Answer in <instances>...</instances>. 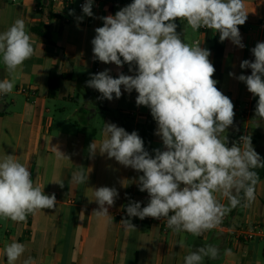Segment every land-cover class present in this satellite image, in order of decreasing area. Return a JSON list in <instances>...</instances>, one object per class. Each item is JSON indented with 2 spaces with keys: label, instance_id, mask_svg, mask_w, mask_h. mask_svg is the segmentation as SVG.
<instances>
[{
  "label": "crops",
  "instance_id": "crops-1",
  "mask_svg": "<svg viewBox=\"0 0 264 264\" xmlns=\"http://www.w3.org/2000/svg\"><path fill=\"white\" fill-rule=\"evenodd\" d=\"M247 20L238 26L243 49L230 40L225 41L221 73L214 74L216 87L234 104V126L226 133L229 146L239 143L243 135L251 137L252 145L260 156L264 155V120L255 116L258 97L248 92L246 85L236 76L244 74L240 63L245 60L257 42H264V0H243ZM126 5L117 0H106L105 8L94 10L88 17L73 6L66 7L57 0H0V32L17 18L23 19L35 42V54L13 74L15 87L0 100V158L13 155L30 168L36 186L47 195L55 194L57 204L30 214L26 222H13L0 217V264H7L4 247L13 240L26 245V252L15 264L31 256L36 264H184V257L199 247L214 245L220 256L204 264H264V240L246 242L236 237V231L253 223L264 224V178L256 185L255 201L249 207H237L226 215V229H213L201 236L187 232L164 230L159 222L142 221L138 217L121 218L129 200L148 203L147 192L139 191L137 180L142 173L120 165L107 155L96 153L89 157L88 148L94 140L103 137L104 122L115 123L126 131H137V126L149 122L148 109L136 105L137 93L123 92L119 99H98L100 93L87 87L91 74L110 69V75L119 72L133 75L125 64H104L93 60L91 40L95 28L103 26L100 17L114 15ZM74 10V15L69 12ZM83 16V20L77 17ZM177 31L186 43L210 50L212 41L199 30L194 31L186 21L177 19ZM212 34L216 31L210 29ZM11 78L0 60V80ZM55 80L56 86H50ZM23 90L29 93L24 94ZM153 149L163 150L162 140L154 133ZM138 132V131H137ZM54 147L69 159H58ZM88 174L87 184H77L73 173ZM53 181H63L64 187ZM115 187L119 197L109 207L108 217H97L99 205L94 189ZM217 198L227 204L225 199ZM90 199V200H89ZM122 219H131L135 229H125ZM183 238L184 247L178 245ZM225 249L233 256L226 257Z\"/></svg>",
  "mask_w": 264,
  "mask_h": 264
},
{
  "label": "clouds",
  "instance_id": "clouds-1",
  "mask_svg": "<svg viewBox=\"0 0 264 264\" xmlns=\"http://www.w3.org/2000/svg\"><path fill=\"white\" fill-rule=\"evenodd\" d=\"M92 7L93 0H85L83 14L93 17ZM69 14L74 15V10ZM247 14L243 0H132L114 15L100 17L103 26L95 28L91 40L93 60L118 68L127 64L134 74L119 72L114 78L110 69H105L91 74L86 85L101 94L98 99L109 101L135 90L136 105L150 109L157 125L154 134L163 144V150L153 149V156L137 131L129 133L115 123L104 122V138L89 145L90 158L97 152L106 154L142 173L137 184L139 191L147 192L148 203L142 207L141 202L130 199L128 217L165 219L174 233L201 236L222 225L233 209L249 207L255 201L259 182L255 169L264 168V158L247 135L229 146L227 135L222 134L234 126V104L216 87L210 50L199 43H186L176 23L177 19L186 21L194 31L215 30L220 42L230 40L243 49L238 26L245 24ZM77 20L82 21L83 16ZM250 51L254 60H242L239 66L251 69V74L229 75L258 97L255 116L264 120V42H257ZM34 54L35 42L23 19L17 18L0 32V60L11 77L0 80V95L13 91V74ZM54 150L58 159H69L58 148ZM88 179L82 170L72 175L77 184H87ZM53 183L64 187L63 181ZM43 189L35 185L30 168L13 155L0 158V217L26 222L30 214L55 208V194L47 195ZM93 195L89 200L99 205L93 213L108 217L118 190L101 186ZM120 223L126 230L135 229L131 219ZM177 243L184 247L183 238ZM26 250L25 244L15 240L7 244L3 250L7 264H15ZM220 254L214 245L199 247L184 257V264H204L205 258L215 260ZM224 255L232 257V250L225 249ZM22 264L36 262L29 256Z\"/></svg>",
  "mask_w": 264,
  "mask_h": 264
},
{
  "label": "trees",
  "instance_id": "trees-1",
  "mask_svg": "<svg viewBox=\"0 0 264 264\" xmlns=\"http://www.w3.org/2000/svg\"><path fill=\"white\" fill-rule=\"evenodd\" d=\"M117 2L120 4L128 5L129 3L132 2V0H117ZM204 34H205L206 39L209 41H212V43H213V46H212L213 62L212 63L215 67V73L214 74L219 75L221 73V67H222V63H223L225 41L226 40L224 42H220L218 32H216L215 34H212L209 30V31L204 32ZM245 59L254 60V57H253L251 51L247 52ZM250 74H251V69H244V75H250ZM114 78H116V77H114ZM50 86L55 87L56 81L55 80L51 81ZM113 99H115V98H113ZM250 115L253 119L259 118L257 116L252 115V112ZM148 119H149V122H147L146 125L137 126L136 128L138 131L137 133L144 140L146 150H148L149 153L153 155L151 147H150L152 135H153V129L150 125V121H153L154 119L151 116L150 109H148ZM262 139L264 140V136H262ZM261 157L264 158V155H262ZM255 171L259 175V181L264 178V168H257V169H255Z\"/></svg>",
  "mask_w": 264,
  "mask_h": 264
},
{
  "label": "built area",
  "instance_id": "built-area-1",
  "mask_svg": "<svg viewBox=\"0 0 264 264\" xmlns=\"http://www.w3.org/2000/svg\"><path fill=\"white\" fill-rule=\"evenodd\" d=\"M54 1L57 2V0H54ZM59 1L63 2V4L66 7L73 6L77 10H80V11H82V5L85 2V0H59ZM105 6H106V0H93L92 11L105 8ZM209 30L210 29L202 28L199 31L201 33H204V32L209 31ZM197 43H199L198 40L195 41L194 44H197ZM23 93L28 94L29 92L26 90H23ZM4 97H5V95H0V100H2ZM118 217L128 218L127 213H126V209L122 212H119ZM142 221L159 222L162 225L164 230L169 229L167 227V223H166L165 219L158 220V219H153V218H145ZM226 222H227V218L225 217L222 225H220L216 229L217 230L226 229L227 228ZM236 237L241 238L246 242H251V241H256V240H264V224L253 223V224L245 225L236 231Z\"/></svg>",
  "mask_w": 264,
  "mask_h": 264
},
{
  "label": "rangeland",
  "instance_id": "rangeland-1",
  "mask_svg": "<svg viewBox=\"0 0 264 264\" xmlns=\"http://www.w3.org/2000/svg\"><path fill=\"white\" fill-rule=\"evenodd\" d=\"M152 141V140H151Z\"/></svg>",
  "mask_w": 264,
  "mask_h": 264
}]
</instances>
